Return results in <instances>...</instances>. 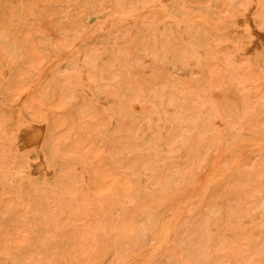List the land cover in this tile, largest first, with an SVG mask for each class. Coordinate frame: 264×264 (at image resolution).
<instances>
[{"label": "rangeland", "instance_id": "374dc122", "mask_svg": "<svg viewBox=\"0 0 264 264\" xmlns=\"http://www.w3.org/2000/svg\"><path fill=\"white\" fill-rule=\"evenodd\" d=\"M249 9L264 35V0H0V264H264Z\"/></svg>", "mask_w": 264, "mask_h": 264}, {"label": "bare ground", "instance_id": "6f19581e", "mask_svg": "<svg viewBox=\"0 0 264 264\" xmlns=\"http://www.w3.org/2000/svg\"><path fill=\"white\" fill-rule=\"evenodd\" d=\"M251 9H249L247 15L242 18H237L233 25L238 32H244L250 36L249 40H242L239 44L243 53H248L259 46L264 44V35L258 30L249 17ZM240 16V15H239ZM40 130L36 127H25L23 133L20 135V144L25 146L37 145L40 140ZM37 170H41L42 166L38 164Z\"/></svg>", "mask_w": 264, "mask_h": 264}]
</instances>
